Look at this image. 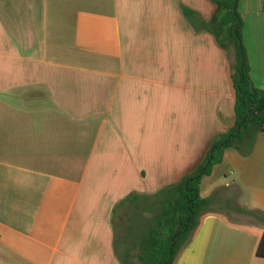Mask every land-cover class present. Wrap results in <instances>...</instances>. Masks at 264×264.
Wrapping results in <instances>:
<instances>
[{"label": "crops", "instance_id": "1", "mask_svg": "<svg viewBox=\"0 0 264 264\" xmlns=\"http://www.w3.org/2000/svg\"><path fill=\"white\" fill-rule=\"evenodd\" d=\"M184 7L217 9L0 0V264H134L155 209L235 126V58ZM239 12L264 92V0ZM201 197L212 212L174 264H264V132L249 156L226 150Z\"/></svg>", "mask_w": 264, "mask_h": 264}, {"label": "trees", "instance_id": "2", "mask_svg": "<svg viewBox=\"0 0 264 264\" xmlns=\"http://www.w3.org/2000/svg\"><path fill=\"white\" fill-rule=\"evenodd\" d=\"M216 12L210 20L184 7L183 13L196 32L214 35L220 47L235 58L232 81L236 91V123L213 143L205 161L192 174L174 187L177 196L155 209L150 231L140 240L142 250L134 264H174L178 254L192 241L201 218L212 212L214 198L201 197V185L214 168L224 160L226 150L235 149L249 156L259 133L264 128V92L254 88L251 66L244 45V21L239 12L240 0H212ZM135 200V199H134ZM264 221V213H252ZM264 259V235L257 250Z\"/></svg>", "mask_w": 264, "mask_h": 264}, {"label": "rangeland", "instance_id": "3", "mask_svg": "<svg viewBox=\"0 0 264 264\" xmlns=\"http://www.w3.org/2000/svg\"><path fill=\"white\" fill-rule=\"evenodd\" d=\"M230 209V208H229ZM224 210H227V209H224ZM230 210H232V209H230ZM229 215H231L234 219H241V220H248V222H251L252 221V223L255 221V219L252 217H249V218H246V217H241V216H239V217H237V216H233L232 214H231V212L230 211H226ZM237 214H239L240 215V212L239 213H237Z\"/></svg>", "mask_w": 264, "mask_h": 264}, {"label": "built area", "instance_id": "4", "mask_svg": "<svg viewBox=\"0 0 264 264\" xmlns=\"http://www.w3.org/2000/svg\"><path fill=\"white\" fill-rule=\"evenodd\" d=\"M263 132H264V128H263Z\"/></svg>", "mask_w": 264, "mask_h": 264}]
</instances>
